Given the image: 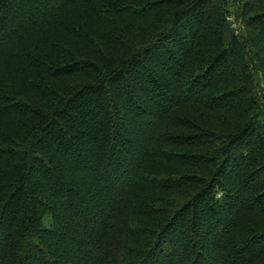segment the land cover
I'll use <instances>...</instances> for the list:
<instances>
[{
	"label": "trees",
	"instance_id": "trees-1",
	"mask_svg": "<svg viewBox=\"0 0 264 264\" xmlns=\"http://www.w3.org/2000/svg\"><path fill=\"white\" fill-rule=\"evenodd\" d=\"M0 0V264H264V0Z\"/></svg>",
	"mask_w": 264,
	"mask_h": 264
},
{
	"label": "rangeland",
	"instance_id": "rangeland-1",
	"mask_svg": "<svg viewBox=\"0 0 264 264\" xmlns=\"http://www.w3.org/2000/svg\"><path fill=\"white\" fill-rule=\"evenodd\" d=\"M236 1L237 0H225L227 9L229 11V21L231 23V26L234 28V30L239 31L240 30V21L236 15L235 8H236ZM262 116L260 117V121L264 124V107L262 110Z\"/></svg>",
	"mask_w": 264,
	"mask_h": 264
}]
</instances>
